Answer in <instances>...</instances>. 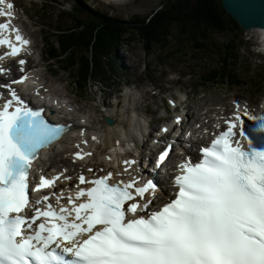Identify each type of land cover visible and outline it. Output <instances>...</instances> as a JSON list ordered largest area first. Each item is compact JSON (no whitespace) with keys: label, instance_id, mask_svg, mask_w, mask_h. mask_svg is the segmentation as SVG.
I'll return each mask as SVG.
<instances>
[{"label":"snow or ice","instance_id":"obj_1","mask_svg":"<svg viewBox=\"0 0 264 264\" xmlns=\"http://www.w3.org/2000/svg\"><path fill=\"white\" fill-rule=\"evenodd\" d=\"M13 7L0 8V17H12ZM6 32L15 33V42ZM29 43L10 21L0 23V46L10 49L5 57L18 56ZM0 87L11 97L0 107V264H264V114L234 102L226 129L199 148V160L187 157L176 166L175 198L152 210L157 185L132 175L135 160L100 176L88 168L93 177L81 172L67 195H41L72 180L33 175L41 150L70 126L50 123L43 108L34 110L9 85ZM76 147L73 162L93 155ZM171 151L169 145L161 152L159 164Z\"/></svg>","mask_w":264,"mask_h":264},{"label":"rangeland","instance_id":"obj_2","mask_svg":"<svg viewBox=\"0 0 264 264\" xmlns=\"http://www.w3.org/2000/svg\"><path fill=\"white\" fill-rule=\"evenodd\" d=\"M16 1L26 10L28 16L34 19V23L26 20V16L22 20L28 26V33L35 38L38 47L40 55L38 72L41 70L45 71L44 61L47 59V45L44 36L47 40H51V29L52 32L57 34V37L52 40L58 44L60 39L70 34L69 30L64 27L65 20L58 19L61 7L52 5V2H47L48 0ZM61 1L71 6L75 3L74 0ZM164 1L123 0V2H117L115 0H83V3L86 2L90 8H96V10L103 12L109 17L129 20L135 16L153 18L155 13L163 7ZM79 18L87 22L93 20L87 17L84 11H80ZM65 19L70 20L68 17H65ZM76 24L74 22L68 23V27L76 28ZM59 26L60 29L58 28ZM254 30L242 28L240 40L236 42L237 47H239L240 59L237 63L235 62V67L231 66V64L228 66V69L235 73L239 80L243 81L240 82L238 80L239 84H236L237 79H229L227 73L223 74L221 79L218 77V74L221 73L218 67L224 64L221 62V53L224 52L222 46L233 40L234 35L232 33L229 35L215 34L203 40L201 45H204L208 49L211 48L207 51V54H201V49L195 47L193 43L182 39L185 38L184 34L181 35V39L177 40L179 35L173 33L172 38L170 37L167 42L169 44L166 48L167 52L160 47H153L151 49V46H146L135 36L131 39V43L123 44L118 52L105 55L103 59H100L98 56L97 63L99 64L97 66L101 64L104 66L105 64L108 68L112 66L115 71L121 67L122 62V66L125 72H127V74H123L126 80L114 79L115 77L109 79L106 81L107 88L112 87L114 84L122 85L120 94L124 103L130 104V107L137 106L140 110V115L142 112L148 111L147 101L154 100L155 105L152 106V110L156 112L159 121L155 124L152 123L151 126L158 129L159 126L169 123V120L174 115L173 112H170L169 116L164 115L161 103L162 99L166 102V98L170 95H178L180 103L186 101V105L194 109L193 114L196 115L203 112L204 109L206 111L207 107L215 102H226L228 99L233 98L257 101L261 94L264 95V34L256 31L259 29ZM168 53H172L169 59H159V56ZM116 58L120 61H116ZM102 60L103 63H101ZM51 63L55 64L54 61ZM84 63L85 61L81 60L77 62V66ZM211 74L215 76L212 80H209ZM149 76L153 77L148 78ZM42 77L52 87L56 86L57 88L59 86L65 95L85 107V112L90 113L91 119L96 126L105 124L108 116L114 120H122L130 115L129 110L123 109V103L118 109L116 108L117 103L113 100L116 94L111 89L105 88L107 91L102 96L104 104L108 107L114 106V108H108L106 113H104L98 107L101 96L98 92V85L93 89L98 92L97 98H90L85 95L86 98L81 99L70 93L71 87L65 76L54 75L52 77L49 70H47ZM97 79L99 80L100 78L97 77ZM127 81H129V84H125ZM133 88H136L138 91H135L134 97L129 98L130 101H128L125 94ZM183 93H187V100L183 98ZM108 94L110 95L109 97ZM167 107L169 108V106ZM92 109L99 110L98 115L91 112L90 110ZM109 112H112L113 115H110ZM115 113L117 115H114ZM124 122L127 123L126 128H128V123L130 122L127 120ZM144 122H147L146 118L142 121V123Z\"/></svg>","mask_w":264,"mask_h":264},{"label":"trees","instance_id":"obj_3","mask_svg":"<svg viewBox=\"0 0 264 264\" xmlns=\"http://www.w3.org/2000/svg\"><path fill=\"white\" fill-rule=\"evenodd\" d=\"M77 11H84L85 15L93 20L87 22L79 18L76 25L77 30L62 39V47L70 51L74 48L77 50L85 48L87 56L98 57L100 55L99 58L103 59L105 55L117 52L123 44L131 43V39L135 36L146 46L160 47L166 51L169 46L168 39L172 38L175 33L179 35L177 40L181 39V35L184 34L185 38L182 39L201 49V54H207L211 48L208 49L201 45L203 40L215 34L229 35L232 33L233 40L222 46L224 52L221 53V62L224 64L219 66V69L223 74L233 73L228 66L231 64L235 67L240 59L236 42L240 40L242 28L225 10L222 0H165L163 7L151 19L138 16L129 20L109 17L96 8H90L82 0H78ZM76 56L77 53H70L67 67L69 64L73 65ZM171 56V54H166L159 59H169ZM88 61L86 63H89ZM86 63L81 67L87 74H92L93 68L87 66Z\"/></svg>","mask_w":264,"mask_h":264},{"label":"bare ground","instance_id":"obj_4","mask_svg":"<svg viewBox=\"0 0 264 264\" xmlns=\"http://www.w3.org/2000/svg\"><path fill=\"white\" fill-rule=\"evenodd\" d=\"M115 1H117V2L118 1H120V2L122 1L123 2V0H115ZM17 12H18V14H20V16L22 18L25 17L24 13L22 11L17 10ZM252 29H255V30L259 29V30H256V31L262 32V34H264V28H252ZM252 29H250V30H252ZM30 49L34 50V48H32V46H30ZM36 59H38L37 56H36ZM26 84H29L28 85V89L30 91H35V88L38 87V85L34 82V80H33V78L31 76L27 77ZM126 98H129L128 94H126ZM128 101H130V100L128 99ZM51 103H54L57 106L63 105V103L61 101H52ZM130 109H134V111L130 110V115L128 117L130 125H129L128 129H125V128L119 126V128L116 131H114L112 129V126L110 125V123L107 122V121L103 125L92 126V127H88L87 128V127H84L83 124L77 123L76 120H75V121H71L73 123L72 127H75V128L78 129L77 135L79 137H82L80 135V131L82 129L85 131V135L83 137L87 136V137L91 138L93 135L97 136L99 142L104 143L105 146H108L109 148L112 149L113 154L126 153L127 149H125V148H127V146H131V149L128 152V153H130L138 145L136 143L135 139H136V137L139 134V132L136 131V130H137V119L139 118V115H140L138 107L130 108ZM185 109L186 108H184L183 111ZM59 114H58V111L55 112V115L57 117H59L58 116ZM109 114L113 115L112 112H110ZM221 115H222V111H219V112L216 113L217 117H220ZM189 118L191 120H193L194 118H197L198 119L197 123H199L200 121L201 122H206L208 119H210L208 114H206L204 112H202V113H200L198 115L192 113ZM201 118H203V119H201ZM81 123H83V122L81 121ZM86 123H87V125H92L89 120H86ZM208 128H211V131L214 130V127H212L209 123H203V124L197 125L196 127H192V129H191L192 133H191V136L189 138L184 140L182 138V136H178L176 138V140L178 142H180V143L183 142V143H185L187 145H190L191 148H192L196 144L202 143L205 140V138L207 136L205 130L208 129ZM120 137H123V139H121ZM130 137H132V138L130 139ZM167 137L171 138L170 136H167ZM128 139H130V140H128ZM66 143H68V139H66V140L63 139L58 144V147H63V145L66 144ZM112 145H114L115 147H113ZM144 160L146 161L147 158L144 157ZM62 162H64V161L62 160Z\"/></svg>","mask_w":264,"mask_h":264},{"label":"water","instance_id":"obj_5","mask_svg":"<svg viewBox=\"0 0 264 264\" xmlns=\"http://www.w3.org/2000/svg\"><path fill=\"white\" fill-rule=\"evenodd\" d=\"M222 4L245 30L264 28V0H222Z\"/></svg>","mask_w":264,"mask_h":264}]
</instances>
